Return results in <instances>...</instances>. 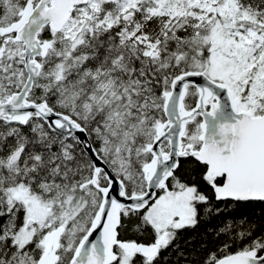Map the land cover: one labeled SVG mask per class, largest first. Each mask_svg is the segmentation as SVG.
Returning a JSON list of instances; mask_svg holds the SVG:
<instances>
[{
  "label": "snow or ice",
  "instance_id": "obj_1",
  "mask_svg": "<svg viewBox=\"0 0 264 264\" xmlns=\"http://www.w3.org/2000/svg\"><path fill=\"white\" fill-rule=\"evenodd\" d=\"M0 264H264V0H0Z\"/></svg>",
  "mask_w": 264,
  "mask_h": 264
}]
</instances>
